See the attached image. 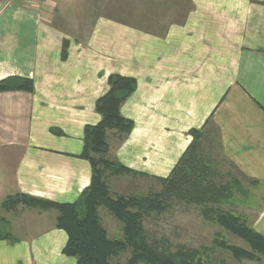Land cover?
I'll use <instances>...</instances> for the list:
<instances>
[{
    "label": "crops",
    "instance_id": "1",
    "mask_svg": "<svg viewBox=\"0 0 264 264\" xmlns=\"http://www.w3.org/2000/svg\"><path fill=\"white\" fill-rule=\"evenodd\" d=\"M139 4L0 0V81L34 82L33 92L0 93V202L79 199L92 179L80 157L85 128L102 119L96 104L111 75L136 79L137 89L121 107L135 124L131 133H107L110 160L146 179L167 178L193 141L190 131L203 129L264 198V0H151V19L159 20L151 30L107 12ZM138 178L107 183L113 194L129 195L127 181ZM2 211L14 238L0 239V264H77L63 253L68 235L57 228V210ZM257 211L250 226L264 236V205ZM111 219L102 224L123 232Z\"/></svg>",
    "mask_w": 264,
    "mask_h": 264
},
{
    "label": "trees",
    "instance_id": "2",
    "mask_svg": "<svg viewBox=\"0 0 264 264\" xmlns=\"http://www.w3.org/2000/svg\"><path fill=\"white\" fill-rule=\"evenodd\" d=\"M67 44L65 42L64 55ZM108 82L110 90L96 104L102 119L97 125L85 128L84 149L80 156L91 164L90 186L74 203L18 195L7 198L4 208L10 210L23 204L41 210H57V228L68 235L63 253L75 258L77 264H117L115 260L125 253H129L126 264H207L202 252L196 249L178 245L174 251L167 241L149 240L144 220L153 215L162 216L176 202L184 203L200 207L206 220L216 222L245 241L250 251L231 246L222 239H218L217 245L230 250L237 259L259 262L257 256H264V236L248 226L242 217L222 210V204L234 196L239 181L233 180L231 185L222 183L223 176L203 153V129L190 131L192 143L171 174L158 179L162 185L160 192L147 196L112 193L108 177L145 174L107 157L110 152L108 131L116 130L124 139L134 128L133 120L121 114V107L137 89L136 79L130 77L111 75ZM7 91L33 92L34 82L26 78H7L0 81V93ZM100 208L107 209L123 225L122 239L109 238L99 215ZM0 239H11V235H0Z\"/></svg>",
    "mask_w": 264,
    "mask_h": 264
},
{
    "label": "rangeland",
    "instance_id": "3",
    "mask_svg": "<svg viewBox=\"0 0 264 264\" xmlns=\"http://www.w3.org/2000/svg\"><path fill=\"white\" fill-rule=\"evenodd\" d=\"M135 6H130V8L126 6L121 11L108 9L107 12H114L115 16H120L125 22L144 29L151 30V28L157 26L159 20L151 19V11L154 9V6L151 5V0H140V4ZM156 9L160 11L162 6H156ZM174 12H178V10L175 9ZM109 132H115L119 135L116 130L108 131V133ZM203 145L209 154V156L205 157L210 159L209 163L223 176L222 183L231 185L233 180L239 181L237 186L238 191L234 190V196L230 198L227 203L222 204V210L230 211L242 217L248 226H250V223L254 220L256 215H258L257 210L264 205V198L261 199L256 195L259 192L258 185H248L244 183V180L237 171L219 155V150L217 148L218 143L216 140L207 139L206 141V139H204ZM133 176L139 178L133 180L129 179V181H127L133 185V187L130 188L129 185H127V190H125V192L129 195L147 196L152 193L160 192L162 189L160 181L155 178H151L150 180L137 175ZM3 205L4 203L0 202V235L8 233L14 238L11 233L10 224L6 219H3ZM244 205L246 208L251 207V210L246 212ZM239 207L243 209L240 210ZM101 210L100 217L104 223L108 216H112L113 219L111 220H113L114 224L118 227L121 226V223L107 209L102 208ZM144 225L150 241H167L174 251L178 245L196 249L202 252L201 255L207 261V264H239L241 262H249V260L237 259L230 250L224 249L216 244L218 239H222L231 246L250 251V246L245 241L228 232L216 222L206 220L200 212V207L176 202L172 208L162 216L153 215L152 217L146 218L144 220ZM104 226L109 231L110 235H116L112 239H121L123 237L122 230H118L115 226L112 228L109 227V220ZM119 233H121V235ZM257 257L260 261L264 259V256ZM128 258L129 253H125L115 261L117 264H126Z\"/></svg>",
    "mask_w": 264,
    "mask_h": 264
}]
</instances>
